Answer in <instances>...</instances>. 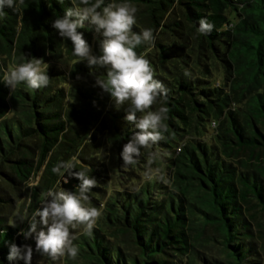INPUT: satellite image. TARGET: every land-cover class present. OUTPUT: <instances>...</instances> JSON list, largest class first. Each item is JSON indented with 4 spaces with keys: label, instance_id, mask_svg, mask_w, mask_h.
Returning a JSON list of instances; mask_svg holds the SVG:
<instances>
[{
    "label": "trees",
    "instance_id": "obj_1",
    "mask_svg": "<svg viewBox=\"0 0 264 264\" xmlns=\"http://www.w3.org/2000/svg\"><path fill=\"white\" fill-rule=\"evenodd\" d=\"M113 2L123 0L102 7ZM128 2L139 9L133 31L155 37L136 51L167 89L149 110L169 109L164 139L128 166L120 153L136 129L127 105L117 109L93 86L87 61L52 27L71 0H16L0 16V264H25L7 259L11 243L35 248L17 234L29 227L18 214L31 217L49 189L78 192L75 176L52 172L61 161L96 178L86 206L102 211L91 234L73 241L77 257L63 262L264 264V0ZM202 18L214 24L209 34L198 31ZM85 25L78 31L99 54ZM33 58H42L49 85L21 83L12 93L4 73ZM91 71L106 78L104 68ZM121 171L146 174L125 188ZM53 261L34 252L31 264Z\"/></svg>",
    "mask_w": 264,
    "mask_h": 264
},
{
    "label": "clouds",
    "instance_id": "obj_2",
    "mask_svg": "<svg viewBox=\"0 0 264 264\" xmlns=\"http://www.w3.org/2000/svg\"><path fill=\"white\" fill-rule=\"evenodd\" d=\"M71 3L73 6L66 8L64 15L52 22V27L60 37L71 41L72 54L78 57L79 62L87 61L90 75L95 80L93 86L109 94L117 109L127 105L124 119L136 131L123 145L120 156L125 166L135 165L138 157L143 154L141 150L150 149L153 144L163 140L167 131L164 121L169 109L161 106L155 111L149 110L161 96H167V89L155 78L150 61L136 51L142 44L154 43L153 30L143 29L139 33L133 31L139 9L128 0L103 7V0H79V4L71 0ZM6 7L15 10L16 0H0V16H3ZM85 21L94 28L99 54L93 51L84 34L78 31L86 27ZM213 28L214 24L207 19L199 21V33L209 34ZM42 65V58L20 63L6 71L2 81L10 87L12 93L21 83L33 90L47 87L50 77L47 68ZM93 66L106 69V78H100L92 72ZM184 74L191 76L187 71ZM80 78L78 74L77 79ZM212 124L215 127V121ZM75 167L73 161H61L52 168V172L59 176H63L64 172L75 176L80 181L78 192L49 189L31 217L18 214V222L27 221L29 227L21 228L17 234L25 239H34L35 248L29 244L18 246L11 243L7 257L9 261L22 259L25 264H31L34 252L52 260L65 255L72 259L77 257L79 249L73 241L80 234H91L102 211L86 206L89 200L87 193L97 186L96 178L87 175V169L72 171ZM146 179H153V174L149 172ZM11 226L16 227L17 224ZM80 226H83L82 232L72 231Z\"/></svg>",
    "mask_w": 264,
    "mask_h": 264
},
{
    "label": "rangeland",
    "instance_id": "obj_3",
    "mask_svg": "<svg viewBox=\"0 0 264 264\" xmlns=\"http://www.w3.org/2000/svg\"><path fill=\"white\" fill-rule=\"evenodd\" d=\"M110 155H107V159H109ZM139 173V172H138ZM145 171H142L139 173V175H134L135 178H129V177H124L125 172L124 171H121L120 173H117L118 175V181L120 182V184L122 186H124L125 188H132V187H135L138 185V182L142 180L143 176L145 177ZM116 176V175H115ZM37 178V177H36ZM114 182H115V185L116 183L118 184L117 182V178L114 179ZM35 184L36 181L34 180V182H31V184ZM77 229H75L74 231H77ZM51 264H82L81 261H77V262H74V263H68V262H63L62 259H57V260H54L53 262H51Z\"/></svg>",
    "mask_w": 264,
    "mask_h": 264
}]
</instances>
